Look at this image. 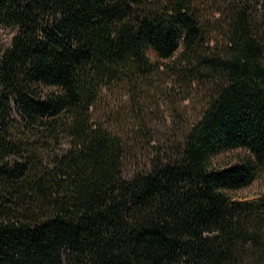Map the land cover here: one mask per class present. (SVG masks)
<instances>
[{
    "label": "trees",
    "instance_id": "16d2710c",
    "mask_svg": "<svg viewBox=\"0 0 264 264\" xmlns=\"http://www.w3.org/2000/svg\"><path fill=\"white\" fill-rule=\"evenodd\" d=\"M0 27V264H264V191L232 193L264 179V0H0ZM160 76L199 103L162 139Z\"/></svg>",
    "mask_w": 264,
    "mask_h": 264
},
{
    "label": "rangeland",
    "instance_id": "374dc122",
    "mask_svg": "<svg viewBox=\"0 0 264 264\" xmlns=\"http://www.w3.org/2000/svg\"><path fill=\"white\" fill-rule=\"evenodd\" d=\"M13 35L14 32L10 28L0 27V47L7 46ZM167 77L160 76L157 78L156 96L153 100L155 102L147 106L149 120L154 128L152 131H154V135L157 138L161 139L178 135L187 121L192 120L194 117V105H199L197 100L192 102L190 100H183L185 94L182 87L173 86ZM141 152L148 155L150 150L146 146L144 147V151ZM230 154L231 156H237L244 154V151L239 148L231 151ZM263 191L264 179L260 178L246 187L232 191V193L237 199H250L257 197Z\"/></svg>",
    "mask_w": 264,
    "mask_h": 264
}]
</instances>
